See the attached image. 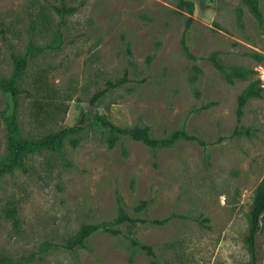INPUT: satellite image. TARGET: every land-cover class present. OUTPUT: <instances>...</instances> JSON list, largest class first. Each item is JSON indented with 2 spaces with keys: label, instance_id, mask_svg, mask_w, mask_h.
I'll return each mask as SVG.
<instances>
[{
  "label": "rangeland",
  "instance_id": "rangeland-1",
  "mask_svg": "<svg viewBox=\"0 0 264 264\" xmlns=\"http://www.w3.org/2000/svg\"><path fill=\"white\" fill-rule=\"evenodd\" d=\"M0 0V81L28 57L12 96L0 86V256L17 264H249L243 245L264 176V0ZM75 8L63 18L55 6ZM55 46V47H50ZM224 68L250 71L227 82ZM127 83L88 100L105 82ZM250 84L236 121L237 97ZM85 111L83 120L80 112ZM146 128L151 149L103 128ZM78 131L59 151L21 142ZM234 130L237 133L234 134ZM15 152V150H14ZM8 166V167H7ZM5 168V169H4ZM131 219L160 223L115 224ZM110 223L67 246L82 226ZM130 240L150 247L154 260ZM255 247L264 264V214Z\"/></svg>",
  "mask_w": 264,
  "mask_h": 264
},
{
  "label": "trees",
  "instance_id": "trees-1",
  "mask_svg": "<svg viewBox=\"0 0 264 264\" xmlns=\"http://www.w3.org/2000/svg\"><path fill=\"white\" fill-rule=\"evenodd\" d=\"M256 1L257 0H242V2L250 9V11L254 15L258 16L259 14L257 11ZM177 7L178 9H186L188 12H191L192 5L191 3L185 2L184 0H178ZM53 9L57 14V16H59L60 18H63L64 16L70 13H73L75 10V8L66 7L64 4L55 6ZM50 47H55V46L50 45ZM41 51L42 49L40 48L29 46L24 55H17L15 53H10L9 57L12 65L11 75L8 80L0 81V86L13 96L15 94L17 81L20 78V76H22L23 72L27 67V61H28L27 58L32 57ZM212 62L214 63L216 68H218L224 74V78L227 82H232V79H244L247 75L251 73L250 71L238 69V68L226 69L216 60H212ZM125 83H127L126 74H123L122 77L119 79L105 82L104 87L102 89H98L97 91H95V93H93V95L90 97V99L88 100V104H89L88 107L90 108L93 107V105L106 93H108L109 91L115 88L120 87ZM258 96H259V89L255 88L253 84L247 86L239 94V96L237 97L236 121H239V118L241 116V108L244 106L246 100ZM85 113H86L85 111L80 112V119L78 122H81L83 120V116L85 115ZM98 121L100 125L106 130H108L110 133L128 136L133 140L140 141L145 146L151 149L169 147L177 138L179 137L186 138V136H184V134H182L181 132H174L164 139L156 140L149 135L148 130L146 128L133 127L131 129H122L115 127L101 119H99ZM78 129L79 127L77 125L63 128L51 133L50 135H47L46 137L38 140L36 143H27V142L21 143L15 137V134L12 133L10 135L11 142L9 145L10 153L12 155V160L11 161L9 160L10 162L8 163L9 166L12 162L18 163L19 154L22 151H25L32 147L42 148L45 146L48 149L59 151L61 149L62 140L68 135L74 134L76 131H78ZM235 133H237V130H234V134ZM3 167L4 166L0 167V172H2ZM263 214H264V176L261 178V180L259 181V183L257 184L254 190L251 208L247 216V225H248L247 233L243 238V245L250 258L249 264H257V252L255 247V241L257 234L260 231V220ZM136 222L151 223V224L160 223L159 221H147L140 218L131 219L122 210L119 211V215L116 221H114V223L118 225L123 223H136ZM100 230L108 232L113 236H120V237L123 236L122 232L118 229L112 228L110 223L82 226L79 229L78 233L70 241V243L65 247L68 249H73L74 247L77 246L78 247L83 246L84 241L90 235ZM130 243L132 246L136 247L141 252H143L146 256L151 257L154 260L155 255L150 247L143 244H139L134 240H130ZM0 264H17V263L10 262L9 260L2 258L0 256Z\"/></svg>",
  "mask_w": 264,
  "mask_h": 264
}]
</instances>
